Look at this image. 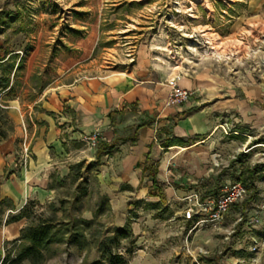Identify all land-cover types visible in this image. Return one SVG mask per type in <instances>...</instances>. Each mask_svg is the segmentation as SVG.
<instances>
[{
    "label": "rangeland",
    "instance_id": "obj_1",
    "mask_svg": "<svg viewBox=\"0 0 264 264\" xmlns=\"http://www.w3.org/2000/svg\"><path fill=\"white\" fill-rule=\"evenodd\" d=\"M141 47H147L155 71L216 78V97L233 101L217 110L209 176L174 188L195 190L201 198L218 195L226 183L244 179L247 168L258 167L255 186L247 181L257 188L256 197L249 199L247 189L221 222L193 229L183 217L184 195L155 210L129 191L111 196L101 181L106 156L97 159V143L71 160L53 199L27 205L31 216L94 219L93 229L103 231L127 226L128 236L114 249L125 264H264V0H0V58L12 55L15 64L7 73L10 87L0 93L7 131L0 145L13 143L18 166H27L33 158L31 115L35 120L44 92L131 68ZM198 93L190 101L212 94ZM20 111L25 123L17 135ZM79 162V170H71ZM100 195L110 205L95 216ZM9 224H0L2 257L20 236H13L19 224ZM99 257L94 243H55L45 264H89Z\"/></svg>",
    "mask_w": 264,
    "mask_h": 264
},
{
    "label": "crops",
    "instance_id": "obj_2",
    "mask_svg": "<svg viewBox=\"0 0 264 264\" xmlns=\"http://www.w3.org/2000/svg\"><path fill=\"white\" fill-rule=\"evenodd\" d=\"M151 66L147 47H141L131 68L62 83L44 92L34 112L37 122L31 115L33 158L27 166H18L13 143L0 145V201L7 200L1 224L8 225L7 218L19 213L29 201L43 203L53 199L61 180L70 173L71 160L83 156L86 145L91 144L87 137L93 132L99 133V141L116 140L115 146L104 152L101 175L111 196L129 191L136 198H144L139 203L147 202L155 210L160 202L167 205L175 196L185 198L195 192L174 188L173 183H196L209 176L213 170L210 163L215 159L210 141L217 110L233 101L216 97V78L205 81L199 75L185 77L170 69L155 71ZM174 75H179V84L193 93L212 94L169 106L166 81ZM10 108L20 110L16 104ZM23 118L21 113L17 135L25 123ZM135 132L134 142L117 140ZM170 140L173 145H169ZM149 157L158 164L155 185L143 169ZM151 191L164 193L165 198L151 195ZM26 221L24 217L10 222L9 225L19 224L13 236H19Z\"/></svg>",
    "mask_w": 264,
    "mask_h": 264
},
{
    "label": "trees",
    "instance_id": "obj_3",
    "mask_svg": "<svg viewBox=\"0 0 264 264\" xmlns=\"http://www.w3.org/2000/svg\"><path fill=\"white\" fill-rule=\"evenodd\" d=\"M9 57L0 58V72L4 74L0 79V93L3 90H6L10 87V77L7 73L11 72L15 66L14 63L10 62ZM7 62V63H5ZM22 65V60H20L16 71ZM5 104L0 102V142H2L6 135L7 131L4 129L5 117L1 116L2 112H6ZM139 125L138 127H140ZM135 132L133 135L119 137L121 140L130 139L132 142L136 140ZM115 142H105L99 141L97 146L96 157L100 159L102 153L107 149L113 148ZM169 145H173L172 140L168 141ZM82 163L79 162L77 165H73L71 170H79ZM144 171H148V176L151 177L152 185L157 183L156 174L158 171V164L156 161L149 157L147 163L144 165ZM259 172L258 167L247 168L242 172L244 179H240L247 189H251L252 193L249 199H254L258 190L256 187L252 188L248 184V180L254 185L255 176ZM77 178L76 176L74 179ZM85 182V178L82 179ZM255 186V185H254ZM80 189V186H78ZM83 194L86 193V188L81 189ZM151 195H159L162 198H165L164 193H157V191H151ZM76 200H79L77 197ZM27 205H35L33 201L29 204H26L19 213L15 215H10L6 223L20 220L21 218H26L29 220V223L23 227L20 231V236L12 242V247L7 249L5 256H0V264H45L48 259V252L51 246L55 243H68L76 244L81 248H87L94 243L97 247V250L100 254V257L89 264H125L126 259L120 253L115 252V248L120 243V237H127L129 234L127 226L124 227H115L113 230H101L93 229L95 224L94 219H87L79 216H74L69 219H60L57 217L56 213L52 216H44L42 213L36 216H31L30 207ZM54 205L55 204H52ZM99 209L95 211V216L103 213L104 208H109V197L107 195L99 196ZM7 206V200L3 199L0 201V224L5 213V207ZM152 206V205H151ZM112 231L113 234L109 235L108 233ZM89 234V236H88ZM93 239V240H92Z\"/></svg>",
    "mask_w": 264,
    "mask_h": 264
},
{
    "label": "built area",
    "instance_id": "obj_4",
    "mask_svg": "<svg viewBox=\"0 0 264 264\" xmlns=\"http://www.w3.org/2000/svg\"><path fill=\"white\" fill-rule=\"evenodd\" d=\"M179 77V75H174L166 81L168 87L166 103L169 106L185 104L190 101L193 94L191 89L182 87L179 84ZM99 139L100 135L98 132H93L87 137V141L92 146H95ZM28 150V147L25 146V151ZM246 194L247 187L241 180H233L226 183L218 195H209L201 198L198 192H193L184 198L188 203L183 211V217L186 221L194 223L193 229L202 227L207 222L218 224L228 213L232 205L244 199Z\"/></svg>",
    "mask_w": 264,
    "mask_h": 264
},
{
    "label": "bare ground",
    "instance_id": "obj_5",
    "mask_svg": "<svg viewBox=\"0 0 264 264\" xmlns=\"http://www.w3.org/2000/svg\"><path fill=\"white\" fill-rule=\"evenodd\" d=\"M214 52L220 54L219 51L215 48H214Z\"/></svg>",
    "mask_w": 264,
    "mask_h": 264
}]
</instances>
